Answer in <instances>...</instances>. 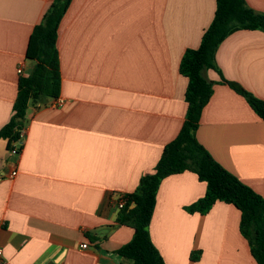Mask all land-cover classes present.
Listing matches in <instances>:
<instances>
[{
  "label": "crops",
  "instance_id": "crops-1",
  "mask_svg": "<svg viewBox=\"0 0 264 264\" xmlns=\"http://www.w3.org/2000/svg\"><path fill=\"white\" fill-rule=\"evenodd\" d=\"M53 1L0 0V130L13 116L20 79L36 65L29 40ZM245 1L264 13V0ZM215 11L216 0H72L57 41L63 105L52 107L53 98L29 105L18 156L0 140L5 264L130 263L117 251L135 230L117 224V197L136 191L179 134L189 84L181 60L199 47ZM216 64L204 72L213 95L196 137L264 198V121L225 82L264 101V32L231 34ZM206 190L190 171L161 181L149 233L165 264H258L234 205L188 211Z\"/></svg>",
  "mask_w": 264,
  "mask_h": 264
},
{
  "label": "trees",
  "instance_id": "trees-1",
  "mask_svg": "<svg viewBox=\"0 0 264 264\" xmlns=\"http://www.w3.org/2000/svg\"><path fill=\"white\" fill-rule=\"evenodd\" d=\"M71 3L72 0H54L32 32L27 58L36 65L28 77L20 79L13 116L0 130V140H7L9 149L24 131L29 105L39 103L42 98L60 97L62 77L57 41L61 21ZM239 30L264 32V13L251 9L245 0H216L214 19L203 33L199 47L183 55L180 72L189 79L184 124L177 137L165 146L154 172L144 176L136 191L127 197L126 206L117 219L118 225L135 230L133 239L117 251L129 264H165L151 240L149 226L161 181L186 171L195 173L207 185L205 196L188 211L204 215L218 201L234 205L241 212L240 230L249 242L252 256L258 264H264V198L216 162L196 137L202 112L213 95V82L204 77V72L218 71L219 46ZM225 82L245 97L264 121V101L236 83ZM133 203L136 206L131 208ZM192 259L198 260V256L193 254Z\"/></svg>",
  "mask_w": 264,
  "mask_h": 264
},
{
  "label": "built area",
  "instance_id": "built-area-1",
  "mask_svg": "<svg viewBox=\"0 0 264 264\" xmlns=\"http://www.w3.org/2000/svg\"><path fill=\"white\" fill-rule=\"evenodd\" d=\"M17 72L19 74H23V67L22 65L18 67ZM64 103V100L62 98H57V99H53L51 106L54 108H58L60 106H62ZM24 145V131L22 132L20 138L12 143V147L9 149V153L12 156H18L21 153V150L23 148ZM8 176L10 178H14L17 176V171H12L11 173L8 174ZM127 203V197L125 195H119L117 197V206L119 209H124V207L126 206ZM3 223L0 221V229L2 228ZM83 249H87L88 245L84 244L82 245ZM0 264H5V260H4V252L3 249L0 247Z\"/></svg>",
  "mask_w": 264,
  "mask_h": 264
},
{
  "label": "water",
  "instance_id": "water-1",
  "mask_svg": "<svg viewBox=\"0 0 264 264\" xmlns=\"http://www.w3.org/2000/svg\"><path fill=\"white\" fill-rule=\"evenodd\" d=\"M136 206V204L134 203V207Z\"/></svg>",
  "mask_w": 264,
  "mask_h": 264
}]
</instances>
